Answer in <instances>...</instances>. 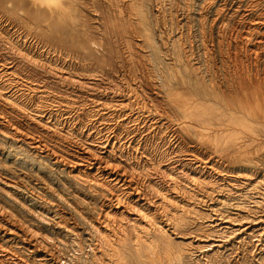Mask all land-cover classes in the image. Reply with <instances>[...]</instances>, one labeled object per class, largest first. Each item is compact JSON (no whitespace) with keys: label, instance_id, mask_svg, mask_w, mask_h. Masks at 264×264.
Segmentation results:
<instances>
[{"label":"bare ground","instance_id":"obj_1","mask_svg":"<svg viewBox=\"0 0 264 264\" xmlns=\"http://www.w3.org/2000/svg\"><path fill=\"white\" fill-rule=\"evenodd\" d=\"M71 2L76 6L74 0H0V100L12 109L33 110L47 134L53 126L50 122L65 126L69 116L57 120L48 108H42L43 102L31 107L33 93L45 89L29 80L30 75H23V80L15 72L36 68L40 59L26 35L15 24L10 26L3 13L28 8L62 19ZM106 4L99 35L107 45L105 54L121 58L125 51L114 37L130 33L137 49H129V54L139 56L138 62L154 75L144 79L152 91L149 97L154 99V95L163 103L154 114H166L172 126L156 119L149 109L132 107L129 99L107 112H100L96 104V110L89 106L86 112L91 126L73 129L86 141L64 145L63 153L48 146L41 135L19 134L13 121L0 114V136L45 160L57 177L79 183L70 189L76 201L73 205L62 188H51L49 180L37 178L30 185L22 175L0 174V264H79L78 256L72 259L63 253L62 237L80 254L90 252L96 264H147L142 255L147 252L153 260L159 245L167 259L183 262L203 246V238L198 240L191 229L196 216L201 218L202 236L235 225L233 230L239 232L244 220L232 219L228 212L236 210L235 214L247 219L250 204L260 206L264 201V0H106ZM172 110L176 119L165 113ZM105 114L112 119V127L107 122L92 126L104 121ZM140 119L162 129L171 148L190 144L183 149L184 159L164 161L171 152L169 148L163 151L156 160L159 182L136 176L134 167L147 164L145 148L140 143L132 145L130 128L138 123L124 129L129 136L125 142L120 139L122 126ZM4 152H0L4 168L16 163L15 149ZM173 164L193 170L178 176ZM48 194L70 206L68 210L47 201ZM87 198L92 202H86ZM174 237L187 240L177 245L178 251Z\"/></svg>","mask_w":264,"mask_h":264},{"label":"rangeland","instance_id":"obj_2","mask_svg":"<svg viewBox=\"0 0 264 264\" xmlns=\"http://www.w3.org/2000/svg\"><path fill=\"white\" fill-rule=\"evenodd\" d=\"M74 2L76 6H74L72 2L69 3L65 13L62 15V19L57 18L56 16L51 17L45 13L35 12L34 10L28 8L21 10L14 9L17 11L15 13H12L10 10H6V12L3 13L5 18L11 22L10 26L15 24L13 26L18 27L19 31L23 35H26L28 38L27 43L30 42V45H33L32 49L34 51L37 49L36 53L38 54V59H40V63L36 68L27 66L23 70L22 74L18 71L15 72L17 75H21L20 77H22L23 80H26L23 75H30L31 78H29V80L35 81L38 85L45 89L43 92L33 93L34 95L32 101L30 102L31 105L33 104L31 107L35 108L34 106H36V104L43 102L42 108H48V111L56 115L57 120L62 121L67 118L65 116H69V118L65 120V122L68 124L62 126L61 124L58 125L56 121L51 120L53 122L50 123L53 124V126L49 128V133L47 134L43 131V122H40L34 117L35 112L33 110L24 112L17 108L12 109L9 108V106H5L1 100L0 114L5 115L7 118L13 121L12 123L17 127L19 134H22L25 137L26 135L34 137L41 135L45 139V142L48 144V146L63 153H66L65 146H68L69 144L71 145L73 141L80 143L86 141L82 135L77 134V131L75 132L73 129L77 128L80 130V127H87L88 125L91 126V123L89 122L90 116L87 113L89 106L90 108L96 110V104L97 107L100 108V112H103V110L104 112H107L108 110L110 111L115 109V107L120 104L122 99H129L128 101L131 102L132 107L137 105L136 107L142 106L141 108L143 109L151 110V113H153L152 115H154L156 119L165 120L167 122L166 124L171 127L173 120L171 121L170 119L166 118V114H164V117H161L157 114L155 116L154 114L158 108L163 106V103L158 97H154V95H152L154 99L149 97V93L152 91L145 86L144 79L148 75L151 78L154 77V75L149 72L146 65L140 64L138 62V60H142L139 58V56L134 57L133 55L129 54V49H131V51L133 49H137L135 48L134 43L131 42L132 40L130 33L128 31H124V34H118L114 37L120 43L119 48H121L122 51H125L122 53L121 58H118L116 55L108 57L105 54V47L107 45L99 35H101L100 29L102 28L101 22L104 13L108 9L106 0H94V2L93 0H74ZM4 4L8 5L9 7L11 6L9 2ZM112 13L113 12H111V14ZM152 13L155 15V10H152ZM86 34L88 35L87 37ZM119 35L120 37H118ZM93 39L96 40L95 43ZM102 43L104 44L102 45ZM97 51H100L101 53ZM193 51L194 55L196 56V49ZM110 59H112L111 62H109ZM57 70L59 71L57 72ZM62 70L64 72H62ZM121 81L125 83H122ZM23 93V96H25L28 91L26 90ZM41 95L46 96L45 99L40 98L39 96ZM134 99L136 102H134ZM99 104H101V106H99ZM152 107L155 110H153ZM165 113L169 114L168 116L170 118H177V115L173 110L166 111ZM94 117L97 118L96 115H94ZM108 117L109 116L105 114L104 121L98 120L92 126L100 127L103 122H107L109 126L112 127V119H108ZM77 122L78 126L75 125ZM127 123L128 126H122V130L119 131L120 139L125 142L129 136H126L124 129H128L129 126L132 127V125H130L132 123H138V127L136 126L135 128H130V131L133 135L131 137L132 145L133 147H136V144L140 143V146L145 148L146 157L143 159L147 163L145 164L146 166L144 165L145 167H143L138 165L140 167H134L136 176L140 180L146 181L148 179H153V181L156 180L159 182L158 178L161 174L158 170V164L156 163V160L162 158L163 151L166 150V148H169L171 154L163 157V159H165L164 161L169 160L172 162L173 159H184L187 157L183 149H185L190 144H184L182 146L171 148L168 137H163L162 129L156 127L154 124L152 125L150 120L140 119L138 122L130 121ZM17 145L18 144H16L11 138L0 136V152L1 150H5V155L10 149H15L14 155L17 157L16 163L9 164V166L5 164L7 166L5 168L3 167V164L0 163L1 176L8 175L15 177L22 175L26 177L28 180L27 182L30 183V185H35V183H37V178L38 181L49 180L48 182L51 185V188L53 190L62 188L65 193H68H64L65 197H67L68 201L74 205L76 201L69 193L71 186H79V183L75 182L73 179L67 180L65 177H57V174L52 173L54 168L53 166L50 164L48 165L43 159L32 157L29 152L24 150L23 147H18ZM173 165V171L178 176H182L184 172L188 173L190 171L192 172L193 170L185 165ZM10 169L11 171H9ZM180 182L182 183L184 180L181 178ZM45 199L49 202L52 201L56 203L57 207L62 209L64 212L68 210L67 207H70L65 204L58 203L57 199L50 194H48V196L46 195ZM86 202L89 203L92 201H89V198H87ZM196 206H198L201 210L204 207L201 204H197ZM221 210L225 211L224 209ZM250 210L251 215L247 219L235 214L234 212L236 210H230L228 212L230 213L232 219H241V221L244 220L242 221L244 224L240 228L241 230L239 232L233 230L235 227H238V225H235L233 228H228L224 231H214L208 237L202 236L205 233L202 230V226H200L201 218L196 216V226L191 229H195L193 231L196 232V238L198 240L199 238H203V242L201 241L203 246L197 248L198 251H196L195 255L185 256L183 262L179 261V259H167L163 245H159L157 248L158 253L155 255V257L152 255L153 260H149V258H147V252L142 255V258L143 260H147V264H165L166 262H168L167 264H264V201L260 206L250 204ZM173 235L174 234H172V236ZM50 237L53 240H56V236L53 235ZM61 239L66 243V247L63 249L65 256L72 259L78 256L79 264H96V258H94L90 252L87 253L85 250V253L80 254L78 250L71 246L70 242L65 237H62ZM186 241L187 240L184 239L182 240V238L174 237L173 243L175 244V250H180L177 245L179 244V246H181L182 244H186Z\"/></svg>","mask_w":264,"mask_h":264}]
</instances>
